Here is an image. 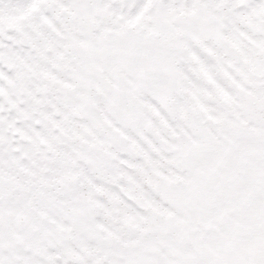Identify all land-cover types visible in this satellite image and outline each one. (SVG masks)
Listing matches in <instances>:
<instances>
[{
	"label": "snow or ice",
	"instance_id": "6c2138e0",
	"mask_svg": "<svg viewBox=\"0 0 264 264\" xmlns=\"http://www.w3.org/2000/svg\"><path fill=\"white\" fill-rule=\"evenodd\" d=\"M0 264H264V0H0Z\"/></svg>",
	"mask_w": 264,
	"mask_h": 264
}]
</instances>
